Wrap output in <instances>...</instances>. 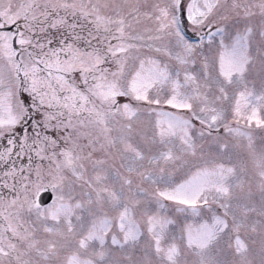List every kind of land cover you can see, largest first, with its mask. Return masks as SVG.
I'll return each instance as SVG.
<instances>
[{
  "label": "snow or ice",
  "instance_id": "obj_1",
  "mask_svg": "<svg viewBox=\"0 0 264 264\" xmlns=\"http://www.w3.org/2000/svg\"><path fill=\"white\" fill-rule=\"evenodd\" d=\"M0 264H264V0H0Z\"/></svg>",
  "mask_w": 264,
  "mask_h": 264
},
{
  "label": "rangeland",
  "instance_id": "obj_2",
  "mask_svg": "<svg viewBox=\"0 0 264 264\" xmlns=\"http://www.w3.org/2000/svg\"><path fill=\"white\" fill-rule=\"evenodd\" d=\"M12 26H9V28H11Z\"/></svg>",
  "mask_w": 264,
  "mask_h": 264
}]
</instances>
